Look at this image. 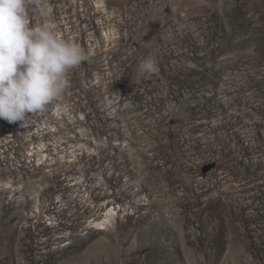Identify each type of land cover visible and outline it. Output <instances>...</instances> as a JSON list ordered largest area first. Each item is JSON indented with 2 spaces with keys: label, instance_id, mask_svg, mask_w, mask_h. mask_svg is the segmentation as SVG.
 <instances>
[{
  "label": "rangeland",
  "instance_id": "1",
  "mask_svg": "<svg viewBox=\"0 0 264 264\" xmlns=\"http://www.w3.org/2000/svg\"><path fill=\"white\" fill-rule=\"evenodd\" d=\"M173 1L130 33L134 0H27L87 59L0 119V264H264V0ZM162 11L198 42L165 45Z\"/></svg>",
  "mask_w": 264,
  "mask_h": 264
},
{
  "label": "clouds",
  "instance_id": "2",
  "mask_svg": "<svg viewBox=\"0 0 264 264\" xmlns=\"http://www.w3.org/2000/svg\"><path fill=\"white\" fill-rule=\"evenodd\" d=\"M26 4L0 0V119L21 126L58 106L70 86L69 73L87 59L75 41L30 25ZM138 70L150 78L158 72V62L148 56Z\"/></svg>",
  "mask_w": 264,
  "mask_h": 264
},
{
  "label": "bare ground",
  "instance_id": "3",
  "mask_svg": "<svg viewBox=\"0 0 264 264\" xmlns=\"http://www.w3.org/2000/svg\"><path fill=\"white\" fill-rule=\"evenodd\" d=\"M142 1H144V2H147L148 4H150L148 7H147V14H150V15H154L155 16V12H158L159 10L161 11V10H163V11H165L164 10V2H165V4H173L174 3V1L173 0H134V3H132L131 4V6H130V8H129V10L130 11H132L133 12V18H131L130 20H127L126 22H125V28H127V29H130V33L132 32V28L133 27H135V23H136V20H137V17H138V14H135V13H140L141 12V10H140V5L142 4ZM177 1V0H176ZM220 1V0H219ZM175 4V3H174ZM222 4V3H221ZM190 5V4H189ZM181 6H183V5H181ZM220 6V5H219ZM185 8H187V7H185ZM222 8V7H221ZM173 10H175V9H173ZM187 10V9H186ZM186 10H185V12H186ZM128 11V10H127ZM162 11V12H163ZM100 12L102 13V11L100 10ZM126 11H120V12H117V14H119V16H122L124 13H125ZM184 12V11H183ZM184 12V13H185ZM159 15V17L163 20V22H164V24H165V26H166V30H165V33H164V36H163V42L165 43V45H167V44H169L170 42H172V39H174V38H177V37H179V39L181 38V36L182 37H184V38H187L188 36H190V39H192L191 41H192V43L193 42H196V40L197 39H195V37H193L194 35V32H195V30L194 29H192V28H190V29H188L189 27V23H188V26H186V25H181L180 27L179 26H177V27H179L180 29L179 30H176V32L177 31H179L178 32V35L175 37V31H174V23H175V20H178V12L177 11H175V14H173V19H171V17H168L167 15H164V12L163 13H159L158 14ZM221 15V14H220ZM113 17V16H112ZM152 17V16H151ZM181 18V17H180ZM183 18V17H182ZM190 18V17H189ZM184 19V18H183ZM188 21V20H187ZM180 22H181V20H180ZM182 22H184V21H182ZM221 22L219 21V24H220ZM218 24V25H219ZM191 25V24H190ZM199 28V27H198ZM177 29V28H176ZM134 33V32H133ZM166 33H170V39H168L167 37H168V35H166ZM199 33V32H198ZM136 34H137V32H136ZM135 34V35H136ZM113 36V35H112ZM108 37V36H107ZM198 37V36H197ZM199 38V37H198ZM183 39V38H182ZM184 40V39H183ZM200 41V40H199ZM131 42V41H130ZM137 42H138V40H133V44H137ZM197 42H198V40H197ZM204 43V42H203ZM206 44V43H205ZM170 52V51H169ZM134 55V54H133ZM133 57V56H132ZM130 58V57H129ZM133 58H135V57H133ZM108 217V215H105V218L103 219V220H101L100 222L101 223H96L97 225H95V226H100V225H103V223H102V221H105V219Z\"/></svg>",
  "mask_w": 264,
  "mask_h": 264
}]
</instances>
